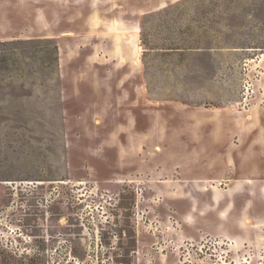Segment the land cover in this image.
Returning a JSON list of instances; mask_svg holds the SVG:
<instances>
[{"label": "rangeland", "instance_id": "374dc122", "mask_svg": "<svg viewBox=\"0 0 264 264\" xmlns=\"http://www.w3.org/2000/svg\"><path fill=\"white\" fill-rule=\"evenodd\" d=\"M4 42L0 264H264V0H0Z\"/></svg>", "mask_w": 264, "mask_h": 264}, {"label": "trees", "instance_id": "16d2710c", "mask_svg": "<svg viewBox=\"0 0 264 264\" xmlns=\"http://www.w3.org/2000/svg\"><path fill=\"white\" fill-rule=\"evenodd\" d=\"M179 6V5H178ZM169 9L164 10L163 13L167 12ZM142 38V33H141ZM142 40V39H141ZM33 40H30L29 42H32ZM49 42V41H47ZM143 42V40H142ZM13 43L11 42H4L0 43V77L2 79H12L15 75L20 74L21 72V65H20V59H18V55L14 49L12 48ZM148 46V45H147ZM192 47L188 46L187 44H170L167 47H164L162 49L164 50H170V51H181L185 49H191ZM57 46H53L52 49V56L53 60L57 62ZM23 53V52H22ZM21 53V55H22ZM25 55V54H24ZM26 58H29L28 56H25ZM20 61V62H19ZM8 255L10 257L11 253L8 252ZM18 256L17 254H14ZM19 257L22 258L20 255ZM16 259V258H14ZM3 264H12L11 262L4 261ZM45 264V263H42Z\"/></svg>", "mask_w": 264, "mask_h": 264}]
</instances>
